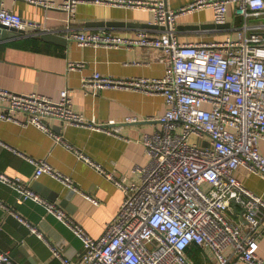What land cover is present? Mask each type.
<instances>
[{"label":"built area","instance_id":"2783aa9c","mask_svg":"<svg viewBox=\"0 0 264 264\" xmlns=\"http://www.w3.org/2000/svg\"><path fill=\"white\" fill-rule=\"evenodd\" d=\"M0 0V27L24 33L44 34L46 28L36 20L24 18ZM46 9L74 14L82 3L112 4L147 9L160 36L141 30L137 37H120L110 31L78 32L68 21L69 38L80 46L121 48L142 46L161 50L157 60L165 66L162 77L114 78L98 71L85 77L87 94L104 89H130L165 98L166 112L152 133L142 137L148 155L139 168V183L124 184L115 170H109L75 150L85 160L116 183L124 192L116 217L99 238L90 236L56 202L35 191L32 182L43 174L62 180L79 191L73 180L57 171L46 159L26 157L35 165L28 181L0 171V182L17 192V204L33 200L66 224L83 241L79 264H194L187 250L199 245L210 250L215 261L205 264H264L259 239L264 226V198L247 188L236 176L240 167L264 176V34L253 32L251 17L264 16V0H193L172 8L167 0H12ZM243 17L238 38L209 42L181 41L177 24L181 16L211 9L216 24H226L230 6ZM83 65L70 63V70ZM14 112L27 115L25 124L34 125L53 136L46 118L81 128L115 134L126 123H138L129 116L119 124L98 125L74 110L71 90L61 92L56 101L39 93H17L0 88V119L16 120ZM72 150L74 148L67 144ZM90 197V196H89ZM94 202L96 200L92 198ZM241 211V221L235 212ZM31 231L43 238L39 228L12 211ZM231 249V255L225 250ZM64 264H73L53 247ZM0 264H19L0 250Z\"/></svg>","mask_w":264,"mask_h":264},{"label":"crops","instance_id":"0c3cea01","mask_svg":"<svg viewBox=\"0 0 264 264\" xmlns=\"http://www.w3.org/2000/svg\"><path fill=\"white\" fill-rule=\"evenodd\" d=\"M192 1L167 0L176 9ZM6 6L24 18L41 22L47 31L44 34L26 32L0 41V88L17 93H39L56 101L61 98L63 90L69 89L73 95L74 110L88 120H95L98 125L119 124L129 116L140 119L138 123L124 124L115 135L46 118L48 127L64 142H57L42 129L25 124V113L14 112L16 120L0 119V171L31 181L36 167L26 157L46 159L57 171L69 176L79 191H73L62 180L49 174H43L32 182L35 191L59 204L90 236L99 238L118 214L124 192L95 167L79 158L75 150L104 168L115 170L117 178L124 184L139 183V168L146 166L149 158L142 137L156 129V122L148 119L159 118L168 106L163 96L137 90L104 89L96 94H87L82 87L83 79L96 71L114 78L162 77L165 66L157 60L161 56L159 49L138 45L121 48L80 46L69 38L66 26L71 18L78 32L107 30L129 38L137 37L141 30H146L150 36H160L161 29L153 23V13L147 9L82 3L74 14H70L65 10L46 9L24 1L7 0ZM118 21L124 23H108ZM145 23L150 27L141 25ZM205 23H215L211 9L181 16L177 24L181 41L236 39L243 17L236 12V6L231 5L228 27H188ZM248 23L253 32L264 34V16L251 17ZM48 33L62 36L65 44L46 40L44 36ZM72 62L83 66L70 70ZM259 147L264 152V140L259 142ZM236 176L247 188L264 198V176L246 167H240ZM16 199V190L0 182V250L8 252L19 264H64L52 251V246L59 247L63 256L73 264H79L84 244L72 229L48 213L41 204L33 200L17 204ZM12 211L37 226L43 238L33 233ZM234 215L238 221L242 220L240 210ZM259 244V254L264 259V226ZM187 253L194 264L215 261L211 251L199 245H192ZM231 253V249L225 250L226 255Z\"/></svg>","mask_w":264,"mask_h":264},{"label":"water","instance_id":"95a60500","mask_svg":"<svg viewBox=\"0 0 264 264\" xmlns=\"http://www.w3.org/2000/svg\"><path fill=\"white\" fill-rule=\"evenodd\" d=\"M104 23V22H101ZM108 23H124V22H108ZM146 27H150V24H141ZM230 24H216V23H205V24H192L188 27L191 29H200V28H225L228 27ZM24 33L23 31L16 30L14 28H7V27H0V41L12 39L20 36V34ZM46 40H50L52 42L58 43V44H65V38L62 36L56 34V33H48L44 36Z\"/></svg>","mask_w":264,"mask_h":264}]
</instances>
